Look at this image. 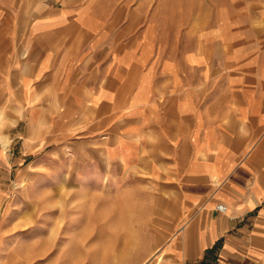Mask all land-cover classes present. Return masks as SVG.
<instances>
[{"label":"crops","instance_id":"obj_1","mask_svg":"<svg viewBox=\"0 0 264 264\" xmlns=\"http://www.w3.org/2000/svg\"><path fill=\"white\" fill-rule=\"evenodd\" d=\"M74 1L29 0L0 29V136L27 124L14 132L20 155L0 156V169L14 167L16 181L47 172L24 157L80 123L99 130L102 114L90 182H104L116 158L121 173L167 184L173 212L155 227L167 239L162 264H264V26L165 57L148 37L96 31V15ZM26 194L0 192V264H25L11 249L28 246Z\"/></svg>","mask_w":264,"mask_h":264},{"label":"rangeland","instance_id":"obj_2","mask_svg":"<svg viewBox=\"0 0 264 264\" xmlns=\"http://www.w3.org/2000/svg\"><path fill=\"white\" fill-rule=\"evenodd\" d=\"M28 2L0 0L1 31L17 25L21 6ZM64 3L65 0H55L57 7ZM74 3L86 6L90 14L96 15V22L91 23L98 27L96 31L106 28L112 35L128 32L129 36L148 37L165 57L174 54L179 57L198 45L204 49L214 47L216 42L211 39L220 34L230 36L233 27L264 26V0H75ZM7 16L11 17L9 25ZM76 32L84 33L79 27ZM207 40L212 44H207ZM203 90L205 93L204 88L199 89L201 94ZM101 116L99 130L91 132L80 123L75 134L64 135L57 142L43 139L39 149L24 157L26 161H41L50 166L47 172L35 174L32 172L35 169H30L22 180L16 181L14 167L0 169V192L11 197L14 193H27L30 197L18 201L29 210L24 213L29 225L28 246L11 249L15 255L25 257V264L71 261L162 264L169 259L162 251L167 239L159 238L155 229L173 212L167 184L154 183L142 173H121L116 158L104 182L103 175L90 182L93 169L88 161L94 148L97 150L94 154H98L103 145ZM26 125L22 121L16 129L1 133V159L13 161L20 155L22 139L14 136V132L26 130ZM8 203L3 201L2 211ZM6 251L1 248V255ZM153 254H161L158 262Z\"/></svg>","mask_w":264,"mask_h":264},{"label":"built area","instance_id":"obj_3","mask_svg":"<svg viewBox=\"0 0 264 264\" xmlns=\"http://www.w3.org/2000/svg\"><path fill=\"white\" fill-rule=\"evenodd\" d=\"M217 210L224 212L226 210L225 206L222 203L216 205Z\"/></svg>","mask_w":264,"mask_h":264},{"label":"bare ground","instance_id":"obj_4","mask_svg":"<svg viewBox=\"0 0 264 264\" xmlns=\"http://www.w3.org/2000/svg\"><path fill=\"white\" fill-rule=\"evenodd\" d=\"M225 206V205H224ZM225 208L227 209V207L225 206Z\"/></svg>","mask_w":264,"mask_h":264}]
</instances>
